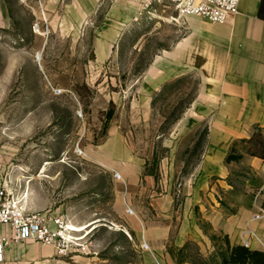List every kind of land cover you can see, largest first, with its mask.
<instances>
[{
    "label": "crops",
    "instance_id": "obj_1",
    "mask_svg": "<svg viewBox=\"0 0 264 264\" xmlns=\"http://www.w3.org/2000/svg\"><path fill=\"white\" fill-rule=\"evenodd\" d=\"M20 15L44 48L65 38L104 69L124 51L154 48L141 73L110 78L132 83L119 86L104 145L142 148H128L108 167L116 184L100 199L101 216L84 228L72 223L78 244L100 227L118 234L103 264H126L127 239L146 245L140 264H232L235 246L264 252V217L255 218L264 208V158L248 152L258 135L264 140V0H240L224 24L182 16L173 5L143 10L138 0H0L1 25L13 27ZM193 75L194 99L163 133L168 88ZM232 153L242 157L228 160ZM4 181L11 185L12 175L0 155V188ZM2 235L11 237L9 228ZM55 254L41 243L12 242L0 264H47Z\"/></svg>",
    "mask_w": 264,
    "mask_h": 264
},
{
    "label": "rangeland",
    "instance_id": "obj_2",
    "mask_svg": "<svg viewBox=\"0 0 264 264\" xmlns=\"http://www.w3.org/2000/svg\"><path fill=\"white\" fill-rule=\"evenodd\" d=\"M14 21L9 28L6 22L0 24V155L12 175L10 191L28 211L59 213L71 229L72 223L84 228L88 220L101 216L100 199L116 184L117 174L108 167L117 164L128 148H142L104 145L110 125L109 120L105 128L107 114L116 110L119 86L132 83L110 78L141 73L154 48L124 51L109 70L89 62L84 51L65 38L44 48L42 36L26 31L21 15ZM197 84L193 75L168 88L161 102L166 117L163 133L194 99ZM203 134V129L197 130L196 137ZM197 148L187 159L188 167ZM117 236L100 227L92 236L84 235L72 252L56 250L47 264H103L104 247L111 243L113 248ZM122 246L126 264L147 260L146 245L127 239Z\"/></svg>",
    "mask_w": 264,
    "mask_h": 264
},
{
    "label": "built area",
    "instance_id": "obj_3",
    "mask_svg": "<svg viewBox=\"0 0 264 264\" xmlns=\"http://www.w3.org/2000/svg\"><path fill=\"white\" fill-rule=\"evenodd\" d=\"M142 9L154 4L173 5L182 16H197L213 23L224 24L239 13L240 0H138ZM4 181L0 188V234L9 228L11 237L0 236V260L12 242L41 243L51 246L59 254L72 252L79 247L71 235L72 229L59 213L31 212L17 200ZM264 217V208L255 218Z\"/></svg>",
    "mask_w": 264,
    "mask_h": 264
},
{
    "label": "trees",
    "instance_id": "obj_4",
    "mask_svg": "<svg viewBox=\"0 0 264 264\" xmlns=\"http://www.w3.org/2000/svg\"><path fill=\"white\" fill-rule=\"evenodd\" d=\"M113 111L110 110L107 114L108 122L106 127L109 125V120L112 118ZM254 146L248 150L251 155H259L264 158V140H259V135L256 139L252 140ZM242 156L234 155L233 153L228 156V160L233 158L240 159ZM230 263L232 264H264V252L253 251L245 246H235L232 249L230 256Z\"/></svg>",
    "mask_w": 264,
    "mask_h": 264
},
{
    "label": "bare ground",
    "instance_id": "obj_5",
    "mask_svg": "<svg viewBox=\"0 0 264 264\" xmlns=\"http://www.w3.org/2000/svg\"><path fill=\"white\" fill-rule=\"evenodd\" d=\"M41 56H42V54L39 52V54H38V60H41Z\"/></svg>",
    "mask_w": 264,
    "mask_h": 264
}]
</instances>
